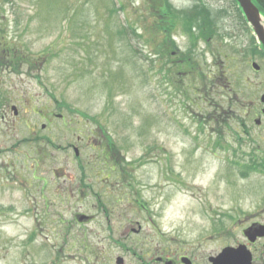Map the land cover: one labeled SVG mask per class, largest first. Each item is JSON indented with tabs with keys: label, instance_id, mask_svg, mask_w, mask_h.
Listing matches in <instances>:
<instances>
[{
	"label": "rangeland",
	"instance_id": "rangeland-1",
	"mask_svg": "<svg viewBox=\"0 0 264 264\" xmlns=\"http://www.w3.org/2000/svg\"><path fill=\"white\" fill-rule=\"evenodd\" d=\"M197 2L0 0L1 34L35 60L31 69L1 74L0 92L24 103V114L30 100L39 110L53 109L52 133L42 134L56 146L71 143L81 157L132 160L134 188L141 191L133 203L140 198L157 206L168 246L196 248V264H210L209 254L244 239L229 221L264 222V54L232 0H203L195 11ZM78 128H98L97 150L79 141ZM3 135L0 264H88L83 251L61 237L85 233L94 243L95 223L80 226L73 219L77 211L94 215L95 199L74 193L67 201L55 193L77 185L74 150L54 148L44 136L33 143L24 125ZM31 155L40 159L33 193ZM159 157L165 159L163 175L159 160L135 164ZM87 172L96 174L93 167ZM104 177L98 175L102 204L127 203L117 189L107 193ZM206 201L223 211L203 213ZM47 204L65 208L45 211ZM29 205L38 208L27 212ZM119 221L113 218L112 226L121 228ZM145 231L147 239L134 246L160 253L155 230ZM30 237L35 240L28 243ZM54 243L55 251L64 248L58 256L50 252ZM141 262L131 258L128 264Z\"/></svg>",
	"mask_w": 264,
	"mask_h": 264
},
{
	"label": "flooded vegetation",
	"instance_id": "flooded-vegetation-1",
	"mask_svg": "<svg viewBox=\"0 0 264 264\" xmlns=\"http://www.w3.org/2000/svg\"><path fill=\"white\" fill-rule=\"evenodd\" d=\"M1 32L2 31L0 30V75L7 73L8 71H18V69H21L25 65H28L27 67L31 69L34 66L33 63L35 60H33L30 55L21 50L19 46H15V44H13L12 41H9L5 35L1 34ZM1 85L2 81L0 76V86ZM23 104L24 103L22 102H20V104H16L13 101L11 93L3 91L0 92L1 135H15L18 130V126L24 125L29 130V137L27 136V139L33 143L44 136L54 148H72L75 153V157L72 159L76 161L77 170L80 172V177L76 179L77 185L69 184L66 188L57 189L55 191L56 196L66 198V200L69 201L72 194L77 193L79 197L88 196L95 199V204L92 205V207L95 208L94 215H79V211H77L73 219L80 226H85L91 222L95 223L93 238L94 243L90 244L88 242L90 239L85 233L83 236L70 237V235H68L69 232L65 231V236L61 237L62 244L69 245L73 243V247H76L78 251H83L82 256H84V259L86 262H88V264H104L106 260H111V262L117 264L116 261L119 258L121 259V264H128V262L131 261V258H136L142 261L141 264H187L186 261H189L190 264H196V248L186 250L185 247L177 246V248L174 249L168 246L170 241H167V237L165 236L164 232L160 230L161 227L156 222L160 217V212H157L155 209L157 206L146 204L147 200L141 201L140 198L137 200V202H139L138 204L133 203L136 201V197L139 196L138 191L140 190H136L134 188V179L136 180V178L133 176L135 175L134 172L137 170V168H135V165L131 163L132 160H127L122 156H97L95 158H90L87 156L81 157L79 156V149L71 143L66 146H62V144L56 146V143L50 137L51 135L45 136L42 134L43 131H49L50 134L52 133L54 118L56 116L53 109H50L47 106L44 110H39L33 104V100H30L28 106L30 110L27 111L26 109V114H24L22 109L25 108V105ZM258 119L262 121V117H259ZM78 131L80 132L78 137L80 142L84 141L91 148L95 150L98 149V128H88V131L86 128H78ZM18 141L19 139L16 137L13 144H17ZM34 150L36 154L37 147L34 146ZM27 160L32 161V166L30 169L32 171L30 190L31 193H33L34 183L35 181H38L37 178L39 177L38 160L40 159L37 156L31 155L30 157H27ZM150 160L161 161L160 170L162 171V175L164 174V170L167 171L164 163L165 159L160 157L147 158L148 162L142 158L140 161L133 163L140 166L143 165V167H145V164H150ZM98 165H100V167H98ZM101 165L103 167H101ZM91 167H93L94 171L96 172L94 176L93 174L87 172V170L91 169ZM163 167H165L164 170ZM105 171H108V173ZM103 172L106 174V177L102 178L100 182L104 183L106 188H109L107 189V193L117 189L118 193L115 194L117 195V198L119 199L121 197L127 203L114 206L102 204V200H100L102 192L100 191L101 189L98 190V175L102 176ZM41 179H45L48 183V180L45 177ZM24 180L29 179L24 178ZM135 192L137 195L134 196L133 194ZM236 207L238 208V206ZM37 208L38 207L35 205H29L27 212H34ZM49 208L56 209L57 207L49 204L44 206L45 211H48ZM64 208L65 205H58L57 209L63 210ZM200 208L203 209V213L223 211V209H220L221 207H213V205H208L207 201L204 202ZM230 209L231 206L227 212H231ZM115 213L117 214L115 215ZM115 217L120 220L119 226L121 228L112 226V220ZM218 217L221 216L219 215ZM210 221L216 223L220 228L226 225L224 222H215V219H211ZM60 222L61 224H65V221L63 220ZM230 222L239 225L244 239L241 242L226 245L222 249L225 247L236 248L243 245L248 249V251H250L252 255L251 264H264V230L261 229V227L264 226V222L260 220H240L239 222L229 221V223ZM147 228L152 229L153 231L155 230L156 235H158L160 238V253H156L151 249L140 251L134 246V241L139 242L140 237L145 238V240L147 239L146 236L149 233V231H145ZM254 237L255 239L253 240ZM34 240L35 238L30 237L28 239V243H31ZM55 243L52 244V247L50 248L51 253L52 251H55L53 248L56 249ZM112 248L118 249L117 253L113 256ZM63 249L64 248L61 247L56 250L57 256ZM217 254H209L208 261L210 262V257L216 256ZM55 262H57V260Z\"/></svg>",
	"mask_w": 264,
	"mask_h": 264
},
{
	"label": "water",
	"instance_id": "water-1",
	"mask_svg": "<svg viewBox=\"0 0 264 264\" xmlns=\"http://www.w3.org/2000/svg\"><path fill=\"white\" fill-rule=\"evenodd\" d=\"M237 2L242 9L247 22L252 27L257 40L264 47V26L261 23L262 13L259 7L253 0H237ZM252 66L255 70H260V65L257 62H254ZM261 102L264 103V93L261 96ZM257 123H260L259 119L257 120ZM261 229L264 230V226L261 227ZM254 239L255 237L253 240ZM186 262L187 264H190L189 261ZM210 262L212 264H251L252 255L243 245L236 248L226 247L217 256L210 257ZM118 263H122L121 259L118 260Z\"/></svg>",
	"mask_w": 264,
	"mask_h": 264
},
{
	"label": "trees",
	"instance_id": "trees-1",
	"mask_svg": "<svg viewBox=\"0 0 264 264\" xmlns=\"http://www.w3.org/2000/svg\"><path fill=\"white\" fill-rule=\"evenodd\" d=\"M199 1H200V3H199V2L196 3L195 11L198 10L197 6H199L203 0H199ZM232 1L234 2L235 6L237 7V11L239 12V14H240V16H241V20L243 19V21H245V17L243 16V13H242V11H241V9H240V7H239L237 1H236V0H232ZM253 1H254V2L256 3V5L260 8L262 14L264 15V0H253ZM115 7H116V5H115ZM119 10H120V9H119ZM188 17H189L188 20H191V19H193V18L195 19L196 14L194 13V16L192 15L191 17H190V16H188ZM253 38L255 39V37H253ZM262 52H263V54H264V50H262ZM181 63H182V62H181ZM191 65H192V64H189V67H190ZM246 167L249 169V171L252 170L251 167L256 168L255 165H253V166H251V167L248 166V165H246ZM247 174H248V172H246V175H247Z\"/></svg>",
	"mask_w": 264,
	"mask_h": 264
},
{
	"label": "bare ground",
	"instance_id": "bare-ground-1",
	"mask_svg": "<svg viewBox=\"0 0 264 264\" xmlns=\"http://www.w3.org/2000/svg\"><path fill=\"white\" fill-rule=\"evenodd\" d=\"M261 23L264 26V16H262Z\"/></svg>",
	"mask_w": 264,
	"mask_h": 264
}]
</instances>
